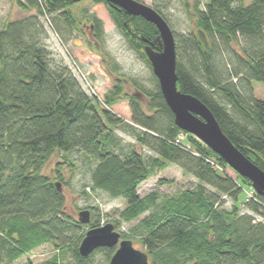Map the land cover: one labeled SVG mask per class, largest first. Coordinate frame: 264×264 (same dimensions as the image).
<instances>
[{
	"label": "trees",
	"instance_id": "1",
	"mask_svg": "<svg viewBox=\"0 0 264 264\" xmlns=\"http://www.w3.org/2000/svg\"><path fill=\"white\" fill-rule=\"evenodd\" d=\"M78 1L15 0L27 14L0 28V264H15L46 243L71 249L75 264H91L98 251L111 259L110 248L80 255L87 231L67 212L56 181L64 182V177L60 171L55 177L43 172L55 153L74 151L96 162L93 190L126 201L115 227L139 220L132 233L152 264H264V195L254 192L241 212L243 184L253 188L252 182L231 176L223 158L175 123L154 72L156 87L142 90L146 105L137 93L124 94L131 112L128 122L101 108L98 96L89 94L68 65L53 57L44 17L51 18L66 43L69 35L81 31L71 9ZM192 8L196 32H174L178 88L205 103L231 141L264 170V98L254 95V83L264 84V0H208L204 7L196 0ZM110 9L153 71L145 47L153 43L159 49L156 25ZM92 28L94 37L101 38L99 18H93ZM120 83L105 95L107 107L120 100ZM114 129L132 132L137 143L156 155L146 157L136 149L118 152L121 139ZM182 134L189 136L190 146L180 141ZM171 163L194 176L197 187L163 200L157 191L140 196L139 186ZM224 196L234 202L231 209L225 207ZM89 208L88 226L99 227L94 207ZM122 237L130 236L123 232ZM41 264L63 263L54 257Z\"/></svg>",
	"mask_w": 264,
	"mask_h": 264
},
{
	"label": "rangeland",
	"instance_id": "2",
	"mask_svg": "<svg viewBox=\"0 0 264 264\" xmlns=\"http://www.w3.org/2000/svg\"><path fill=\"white\" fill-rule=\"evenodd\" d=\"M140 1L159 9L177 35L188 36L191 32H196L197 26L192 8L196 0H185L189 7L182 0ZM199 2L201 7H204L208 0H199ZM71 9L78 19L81 31L73 32L69 35L68 41L64 43L63 37L56 32L51 18L46 16L44 21L50 33L46 42L47 47L52 52L53 57L62 59L68 65L89 94L98 96L101 101V108H107L130 122L129 100L124 98V94L140 93L139 97L146 105L148 98L144 96L142 90L156 87L153 71L116 25L109 4L79 0ZM25 14L27 12L19 8L15 0H0V28L8 19L20 18ZM94 17L99 18L103 24L104 32L99 39L94 37L95 31L92 28ZM114 66H117V70H111ZM119 81H122V84L120 83L121 96H118L120 100L111 107H107L104 104L105 95L114 89ZM136 82L139 84L138 87L135 85ZM254 95L258 98H264V84L254 83ZM114 131L121 139L118 143V152L124 154L128 150L136 149L146 157L156 155L150 149L137 143L132 132H124L121 129H114ZM188 137L187 134H182L179 139L183 144L190 146ZM70 161L74 164L73 167L70 166ZM95 164L93 158L82 151H74L68 155L57 152L45 165L43 172L51 177H55L58 174L57 171L63 175L64 182L56 181L61 183V188L65 194L67 212L75 220L78 221V214L81 210H90L89 207H94L92 214L100 219V226L107 222L115 225L116 221H119V212L126 206V201L122 198H111L106 193L93 190L90 187L91 172ZM227 172L235 179L238 178L239 174L231 167L227 168ZM197 184L198 180L194 176L184 173L177 164L171 163L166 169L158 171L145 180L139 186L138 192L140 196H145L157 191L160 200H163L166 197L179 195L187 189H193L197 187ZM243 186L245 188L244 195L239 198L241 212L246 211L245 204L255 192L247 183H244ZM223 198L226 200L225 207L231 209L234 202L226 196ZM149 213L147 212L140 219ZM138 222L139 220L130 223L120 222L121 225L116 230L121 234L127 233L130 236L127 238L132 240L134 247L145 251L141 241L132 233V229ZM90 228L88 224H83L81 231L86 232ZM111 249L115 252L116 248ZM72 253L71 249H61L46 243L25 254L15 264H41L54 257H58L63 264H75ZM109 262L107 252L98 251L93 254L91 264H109Z\"/></svg>",
	"mask_w": 264,
	"mask_h": 264
},
{
	"label": "water",
	"instance_id": "3",
	"mask_svg": "<svg viewBox=\"0 0 264 264\" xmlns=\"http://www.w3.org/2000/svg\"><path fill=\"white\" fill-rule=\"evenodd\" d=\"M106 1L117 10L141 16L156 25L159 31L156 38L159 49H154V44L151 43L145 47V53L166 103L174 113L175 123L217 153L239 175L249 179L257 194L264 195V170L231 141L205 103L178 88L176 39L169 22L155 8L140 0ZM57 186L61 188L60 183ZM78 215V221L82 224H88L91 220L89 209L81 210ZM99 248H116L109 264H152L148 254L135 248L131 239L123 238L110 222L89 229L80 242L79 253L87 257Z\"/></svg>",
	"mask_w": 264,
	"mask_h": 264
}]
</instances>
